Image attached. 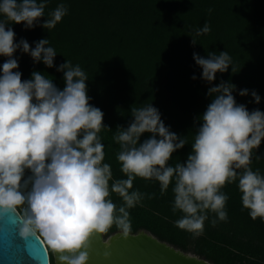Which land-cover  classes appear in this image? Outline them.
<instances>
[{
	"label": "clouds",
	"instance_id": "9594fccd",
	"mask_svg": "<svg viewBox=\"0 0 264 264\" xmlns=\"http://www.w3.org/2000/svg\"><path fill=\"white\" fill-rule=\"evenodd\" d=\"M48 4L49 0H0V56L7 57L0 64V215L16 217L18 235L47 245L60 264H88L92 239L113 227L128 236L129 210L153 195L133 188L136 177L158 182L162 194L172 185L171 211L182 213L173 223L193 237L203 233L206 220L214 225L227 219L228 196L220 190L225 183L237 182L242 206L251 218L264 220V174L251 167L253 150L264 139V110L238 103L233 95L236 85L230 81L211 83L217 72L232 66L229 52H193L202 69L200 78L211 85V101L198 117L201 123L186 159L169 163L172 153L187 143L186 136L171 131L151 103L132 106L127 126L117 125L112 136L126 178H113L99 135L109 127L103 123V111L89 103L86 71L67 59L54 64L57 51L48 38L33 41L34 46L23 37L14 40L12 23L52 29L68 12L61 0L45 16ZM210 31L207 21L190 26L191 42ZM18 49L34 63L55 66L63 74L64 87L36 70L22 80L13 55ZM238 94L247 95L249 89L241 88ZM251 96L260 102L255 90ZM144 133L149 135L141 140ZM111 193L121 202H114ZM107 244L105 240L106 248ZM103 255L111 253L106 250Z\"/></svg>",
	"mask_w": 264,
	"mask_h": 264
},
{
	"label": "trees",
	"instance_id": "16d2710c",
	"mask_svg": "<svg viewBox=\"0 0 264 264\" xmlns=\"http://www.w3.org/2000/svg\"><path fill=\"white\" fill-rule=\"evenodd\" d=\"M61 0H49L45 16ZM67 14L52 29L36 24L25 28L23 22L12 23L14 40L33 41L48 38L56 49L54 64L70 60L86 71L89 103L99 107L103 123L99 135L104 144V162L111 165L113 178H126L116 159L119 145L112 138L117 125L127 126L132 106L151 103L161 119L187 143L172 153L169 163L183 162L191 151V143L199 126L198 117L211 97V85L200 78L202 69L195 63L193 52L226 50L232 66L217 72L212 84L221 79L236 85L233 95L249 110H264V0H63ZM212 11L209 12L208 9ZM46 17H41L43 21ZM207 21L211 31L202 34L193 44L190 26L200 27ZM7 27V26H6ZM18 60L21 79L30 78L32 71L49 76L59 88L64 87L62 72L34 63L19 49L13 54ZM7 57L0 56V64ZM15 71V69H14ZM195 74L197 77L193 79ZM249 89L241 96L238 90ZM255 90L261 100L251 96ZM149 134H142L141 140ZM251 167L264 174V139L253 150ZM256 153L261 155L256 159ZM26 171V175H27ZM172 185L163 194L159 183L136 177L133 188L146 194L142 204L130 209L133 233L146 229L178 248L198 254L214 264H264V220L251 218L241 203L237 182L225 183L220 189L227 194V219L216 224L205 221L198 237L175 226L173 221L182 213L171 211ZM114 202L120 197L111 193ZM214 214H210V217ZM117 232L113 227L106 237ZM51 263L54 255L49 248Z\"/></svg>",
	"mask_w": 264,
	"mask_h": 264
},
{
	"label": "water",
	"instance_id": "95a60500",
	"mask_svg": "<svg viewBox=\"0 0 264 264\" xmlns=\"http://www.w3.org/2000/svg\"><path fill=\"white\" fill-rule=\"evenodd\" d=\"M105 240L108 241L107 248ZM111 255L105 257L103 253ZM54 264H56V254ZM88 264H214L212 261L176 247L152 232L141 229L122 236L118 231L94 237ZM0 264H52L47 245L18 235L16 217L0 215Z\"/></svg>",
	"mask_w": 264,
	"mask_h": 264
},
{
	"label": "bare ground",
	"instance_id": "6f19581e",
	"mask_svg": "<svg viewBox=\"0 0 264 264\" xmlns=\"http://www.w3.org/2000/svg\"><path fill=\"white\" fill-rule=\"evenodd\" d=\"M56 254V253H55ZM56 264H60L59 260H58V256L56 254Z\"/></svg>",
	"mask_w": 264,
	"mask_h": 264
},
{
	"label": "rangeland",
	"instance_id": "374dc122",
	"mask_svg": "<svg viewBox=\"0 0 264 264\" xmlns=\"http://www.w3.org/2000/svg\"><path fill=\"white\" fill-rule=\"evenodd\" d=\"M189 252H191V251H189Z\"/></svg>",
	"mask_w": 264,
	"mask_h": 264
}]
</instances>
